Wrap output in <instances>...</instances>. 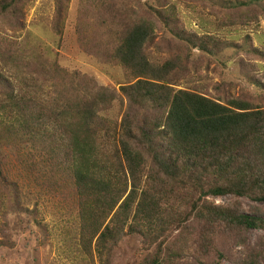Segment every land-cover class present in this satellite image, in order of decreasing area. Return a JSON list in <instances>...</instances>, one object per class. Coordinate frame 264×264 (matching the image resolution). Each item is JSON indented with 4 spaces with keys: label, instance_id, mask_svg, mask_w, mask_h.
<instances>
[{
    "label": "trees",
    "instance_id": "1",
    "mask_svg": "<svg viewBox=\"0 0 264 264\" xmlns=\"http://www.w3.org/2000/svg\"><path fill=\"white\" fill-rule=\"evenodd\" d=\"M27 1L0 0V19L8 21L0 26V35L5 36L7 28L20 30ZM66 1L57 0L60 17ZM95 1L80 5V10H89ZM127 2L98 3L111 18L105 24L114 30L110 32L114 46L111 53L106 47V53L134 81L120 87L128 100L121 120L110 113L120 100L114 90L98 85L79 69H67L43 50L35 49L40 55L35 61L27 56L33 50L27 42L17 45L10 41L12 35L4 37L0 186L9 192L14 189L19 204L21 181L7 173L4 150L10 144L17 148L18 159L36 187L52 192L68 187L73 193L79 222L74 239L86 258L95 244L100 262L110 264L121 241L137 235L149 252L139 264H207L197 249L206 248L204 240L213 231L264 230V215L247 212L242 202L243 198L264 201V105L240 100L224 104L175 87L179 64L173 59L156 63L146 52L155 38V21L136 18V13L124 19L117 12ZM256 2L264 0H244L231 13L258 22L264 6ZM146 6L167 27L178 16L172 5L157 9L147 1ZM210 7L204 12L215 16L219 9ZM175 21L178 29L180 21ZM238 23L248 24L247 20ZM179 28L186 32L185 27ZM214 38L195 35L192 53L199 49L214 54L208 47V40ZM10 42L15 48H10ZM249 51L264 60V50ZM101 54L105 58V51ZM31 63L40 72L52 70L69 80L70 89L46 78L49 71L30 78L25 69ZM228 196L232 202H216L217 197ZM184 198L189 201L187 208L178 206ZM0 199L6 196L0 194ZM180 229L197 231L196 240H176L180 237L174 233ZM255 252L238 264H260L261 254Z\"/></svg>",
    "mask_w": 264,
    "mask_h": 264
},
{
    "label": "rangeland",
    "instance_id": "2",
    "mask_svg": "<svg viewBox=\"0 0 264 264\" xmlns=\"http://www.w3.org/2000/svg\"><path fill=\"white\" fill-rule=\"evenodd\" d=\"M147 1L157 9L172 5L178 16H174L167 27L156 13L149 10ZM99 2L96 0L89 10L82 11L80 5L90 3L89 0H67L60 17L57 0H28L21 13L23 25L20 30L18 28L15 32L7 28L5 36L12 35L10 41L17 45L27 42V47L33 49L27 52V56L35 61L40 56L35 49L43 50L67 69H79L98 85L114 90L120 95V100L116 101L110 113L113 118L121 120L128 100L120 87L131 83L132 79L127 76L125 68L111 59L109 52L106 53V47L111 53L114 46L110 35L114 30L109 29L110 23L105 24V20L111 18L109 13L100 9ZM243 3L244 0H129L117 14L125 19L136 13V18L155 21V38L146 52L156 63L173 59L179 64L175 87L204 94L224 104L240 100L260 106L264 105V60L256 58L249 49L264 50V14L256 22V18L244 19L231 13V9ZM254 4L264 6V2ZM209 7L219 9L215 16L204 12ZM174 19L180 21L179 27H185L186 32L179 27L177 29ZM245 20L248 24L238 23ZM6 23V19H0V26ZM195 35L198 38L214 35V39L208 40V47L214 50V54H203L199 49L193 54L191 45ZM5 36L0 35L2 46ZM9 46L15 48L13 42ZM102 51H105V58ZM19 61L24 63L22 59ZM25 70L30 78L42 77L49 71L40 72L32 63ZM51 71L46 78H52L61 89H70L67 87L69 80ZM50 83L54 87V83ZM16 151L12 145H5L7 173L12 179L20 180L22 188L18 204L14 189L9 192L0 186V194L6 196V200L0 199V264H102L95 244L90 258L77 250L81 246L74 238L78 235L75 228L79 222L75 218L70 189L66 187L60 192H52L36 187L35 181L22 167ZM216 202L230 203L232 199L229 196L217 197ZM242 202L247 212L254 214L255 210L264 215V201L243 198ZM188 203L184 198L178 206L187 208ZM196 232L180 229L174 235L180 237L176 240L193 241L196 240L193 236L197 235ZM204 243L206 248L198 245L197 250L207 264H238L242 259L251 258L253 251L261 254L259 262L264 264V230L252 229L241 234L234 230H215ZM148 253L143 249L140 236L127 235L112 252L110 264H139ZM188 259L186 257L185 262Z\"/></svg>",
    "mask_w": 264,
    "mask_h": 264
}]
</instances>
